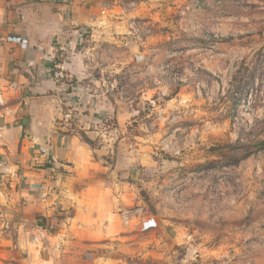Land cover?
Instances as JSON below:
<instances>
[{"label": "rangeland", "instance_id": "1", "mask_svg": "<svg viewBox=\"0 0 264 264\" xmlns=\"http://www.w3.org/2000/svg\"><path fill=\"white\" fill-rule=\"evenodd\" d=\"M106 12L57 51L86 70L57 73L84 89L56 126L103 203L98 245L118 264H264V0Z\"/></svg>", "mask_w": 264, "mask_h": 264}, {"label": "crops", "instance_id": "2", "mask_svg": "<svg viewBox=\"0 0 264 264\" xmlns=\"http://www.w3.org/2000/svg\"><path fill=\"white\" fill-rule=\"evenodd\" d=\"M110 4L0 0V264H118L117 251L97 243L106 217L89 170L76 166L56 126L84 86L68 92L54 78L86 77L79 55L62 63L57 51L74 50Z\"/></svg>", "mask_w": 264, "mask_h": 264}, {"label": "built area", "instance_id": "3", "mask_svg": "<svg viewBox=\"0 0 264 264\" xmlns=\"http://www.w3.org/2000/svg\"><path fill=\"white\" fill-rule=\"evenodd\" d=\"M5 42V40H4V37H3V35H2V33L0 32V46L3 44ZM62 78V76L60 75V74H54V78L55 79H60V78Z\"/></svg>", "mask_w": 264, "mask_h": 264}, {"label": "trees", "instance_id": "4", "mask_svg": "<svg viewBox=\"0 0 264 264\" xmlns=\"http://www.w3.org/2000/svg\"><path fill=\"white\" fill-rule=\"evenodd\" d=\"M54 72H55V70H53L52 73H54ZM259 144H260V146H261V149L264 150V140L261 141Z\"/></svg>", "mask_w": 264, "mask_h": 264}]
</instances>
